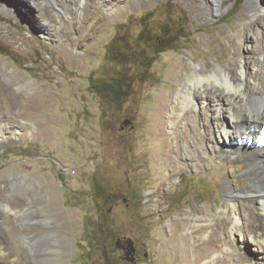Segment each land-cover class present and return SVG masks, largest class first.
I'll use <instances>...</instances> for the list:
<instances>
[{
    "label": "rangeland",
    "instance_id": "374dc122",
    "mask_svg": "<svg viewBox=\"0 0 264 264\" xmlns=\"http://www.w3.org/2000/svg\"><path fill=\"white\" fill-rule=\"evenodd\" d=\"M9 1L24 12L28 3L33 5L29 0L24 9L22 1ZM249 1L223 0L222 11L214 16L205 8L191 11L200 0H127L113 14L87 4L82 8L85 20L82 13L54 26L69 48L48 39L54 28L46 27L47 32L36 9L34 18L41 27L29 21L31 13L0 12V118L8 114L23 136L0 145V186L5 202H21L24 212L46 222L32 216L10 222L11 214L0 207L3 241L32 259L45 252L31 251V240L42 243L53 232L67 242V264H127L119 258L123 253L116 248L118 238L136 242V264H195L207 252L212 255L208 262L250 264L225 229L213 226L212 231L226 244L213 241L200 251L194 249L196 239L190 231L195 217L209 213L218 218L214 214L227 200L229 186H247L245 165L204 152L201 166L190 169L181 153L173 155L176 143L181 146L191 135L196 118L172 117V135L169 121L160 113L179 89L181 76L195 67L225 68L233 61L238 33L249 22ZM45 9L55 12L51 6ZM161 31L178 38L173 46H158ZM82 34L94 36L84 47ZM119 45L128 53L112 56L110 46ZM135 49L143 50L144 56L136 57ZM237 52L244 59L252 54L242 47ZM32 99H38L41 111L29 114L26 105ZM50 118H57L52 129ZM126 120L132 124L121 130ZM158 129L161 133L155 137ZM49 135H54V142ZM158 155L172 158L162 166L154 161ZM23 165L31 171H24ZM28 182L56 199L57 212L49 211L47 203H36ZM238 203L246 200L239 198ZM59 216L70 217L72 227H64ZM255 264L264 261L257 259Z\"/></svg>",
    "mask_w": 264,
    "mask_h": 264
},
{
    "label": "bare ground",
    "instance_id": "6f19581e",
    "mask_svg": "<svg viewBox=\"0 0 264 264\" xmlns=\"http://www.w3.org/2000/svg\"><path fill=\"white\" fill-rule=\"evenodd\" d=\"M19 1H22L20 3L24 5L21 6L26 9L25 4L29 0ZM134 1L136 4H141L145 0ZM126 2L127 0H33V5L28 3L26 6H29L24 12L22 8L19 9L20 6H17L19 4L14 6L9 0H0L2 4L0 12L9 16H19L20 13L23 16L24 13L25 16H28L31 13L32 17L30 15L27 17L29 21L33 20L31 22L34 25L41 27L39 24L37 25L38 22L34 18L36 9L38 14H41L40 17L43 18L41 23L45 28L53 29L62 20L73 19L82 13L85 20L87 13L82 8L87 4H91L92 9L100 6L108 14H113L118 11L120 4ZM222 2L223 0H200L201 5L191 7V11L200 13L205 8L210 12V16H214L222 11L220 6ZM47 6H51L55 12L48 13L45 9ZM246 13L249 22L238 33L237 49L242 47L251 52L252 54L246 57L249 61L246 62V58L240 57L236 49L233 53V61L225 68L215 66L211 70H206L195 67L191 74L181 76L179 89L174 91L171 98L168 97L163 103L160 113L163 114L166 121H169L170 127L167 126V128L169 130L171 128L172 135L176 133V127H173L172 120L175 116L181 120L189 121L196 118L191 135L183 138L184 143H181V146L178 147V142L176 143L173 155L178 156L181 153V156L187 160H185V165L190 169L201 166L204 152L215 155V159L223 158L233 165L238 163L245 165L244 176L248 178L247 186L240 190L229 186L227 200L219 214H214L218 218H212L209 213L201 218L195 217L196 219L194 218L191 223L190 231L193 238L196 239L194 249L200 251L202 245H209L213 241L226 244L224 239L216 236L212 231L213 226L216 229H225L228 231L230 242L243 251L242 258L248 259L250 264H255L257 259L264 261V48L262 47L264 42V0L249 1L246 4ZM45 14L47 17H44ZM56 29H53L48 39L60 40L62 46L66 45L69 48L70 45L65 36ZM97 32L98 30L95 31V33ZM93 38V34L84 36L82 34L80 45L87 46L86 43L92 42ZM248 44L251 45L250 48ZM52 101H49L48 105ZM26 111L29 114L32 111L40 112L41 106L38 99H32L26 105ZM7 116L4 119L0 118V145L17 141L23 137L18 133V126L13 125L14 121H11ZM162 122V119H159L160 125H164ZM56 124L57 118H50L49 129H52ZM157 131L154 132L155 137L160 135L161 129ZM49 141H55L54 135H49ZM166 147L165 149H167ZM165 151L162 150L161 155ZM164 158L159 156L154 161L155 163L160 162L159 164L164 166L172 157ZM31 168L23 165L24 171H31ZM28 184L33 187L36 203H47L49 211L57 212V202L54 197L49 199L37 185L32 182H28ZM4 193L5 190L0 186V207L8 210L11 214L10 222L31 220L30 216L33 220L45 222V220L39 219L38 214L24 212L20 208L21 202L14 200L11 203L5 202ZM239 198H244L246 203H238ZM59 217H61V224L64 227H72L73 222L69 220L70 217ZM0 219H4L1 214ZM208 230H211V233L202 235V232ZM45 236L42 243L39 239L31 240V251H35L36 254L45 252L43 256H33L32 259L24 257L23 251L19 250L17 246L10 247L9 243L7 244L0 237V264H67L66 258L69 252L67 242H62L61 235L53 232L47 233ZM204 254L196 258L195 264H217L214 259L208 262L212 257L210 253Z\"/></svg>",
    "mask_w": 264,
    "mask_h": 264
},
{
    "label": "trees",
    "instance_id": "16d2710c",
    "mask_svg": "<svg viewBox=\"0 0 264 264\" xmlns=\"http://www.w3.org/2000/svg\"><path fill=\"white\" fill-rule=\"evenodd\" d=\"M169 34H170V31H168L166 33L161 31L160 35L158 36V40H157V44L159 47H164V48L171 47V46H173V43L175 41H177V39H178L177 37L171 36ZM121 45L112 46V47L110 46V49H109L110 54L112 56H116L119 53H124V54L128 53L126 51V49H123L120 47ZM122 46H124V45H122ZM133 54L138 58H142L144 56L143 50H139V49L133 50Z\"/></svg>",
    "mask_w": 264,
    "mask_h": 264
},
{
    "label": "flooded vegetation",
    "instance_id": "af4514ba",
    "mask_svg": "<svg viewBox=\"0 0 264 264\" xmlns=\"http://www.w3.org/2000/svg\"><path fill=\"white\" fill-rule=\"evenodd\" d=\"M127 122V125H131V121L130 120H126ZM127 125H122L121 126V130H124V126H127ZM126 201V199H124ZM128 205V204H127ZM127 239H130V238H127ZM116 241H118V243H116V248L121 251L123 253V256H120L119 258L121 259V261H124L126 262L127 264H136L137 261H139L140 259V255H139V250H138V246L136 244V242H134V248H135V252H134V256H130V258H134L133 261L129 262L126 260V253H128V250H127V246L125 244V241L126 239H120L118 238Z\"/></svg>",
    "mask_w": 264,
    "mask_h": 264
},
{
    "label": "water",
    "instance_id": "95a60500",
    "mask_svg": "<svg viewBox=\"0 0 264 264\" xmlns=\"http://www.w3.org/2000/svg\"><path fill=\"white\" fill-rule=\"evenodd\" d=\"M123 124L127 125V122L125 121ZM116 243H118V241ZM125 244H126L127 250H128V253H126V260L131 262L134 259V258H132V259L130 258V256H132V257L134 256V252H135L134 242L132 239H127L125 241Z\"/></svg>",
    "mask_w": 264,
    "mask_h": 264
}]
</instances>
